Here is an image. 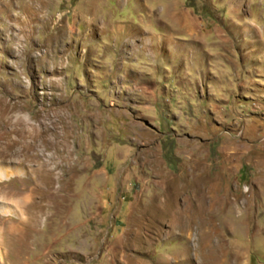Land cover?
Segmentation results:
<instances>
[{"label": "rangeland", "instance_id": "1", "mask_svg": "<svg viewBox=\"0 0 264 264\" xmlns=\"http://www.w3.org/2000/svg\"><path fill=\"white\" fill-rule=\"evenodd\" d=\"M0 167V264H264V0H0Z\"/></svg>", "mask_w": 264, "mask_h": 264}, {"label": "bare ground", "instance_id": "2", "mask_svg": "<svg viewBox=\"0 0 264 264\" xmlns=\"http://www.w3.org/2000/svg\"><path fill=\"white\" fill-rule=\"evenodd\" d=\"M22 121H19V119L17 118L15 121H12L11 123L8 124V127L6 129L7 133L10 134L11 132H19L21 130V124ZM30 136V135H29ZM17 141V142H15ZM8 142H11L12 144H18V139L17 138H10V141L8 139ZM15 142V143H14ZM20 143V142H19ZM18 147V146H17ZM10 148V147H9ZM19 151V149H15V153H17ZM11 168V167H10ZM15 171V169H9L8 168H3V167H0V179L1 178H6L7 176L13 174ZM7 204L8 203H5V202H2L0 205V210L1 211H4V212H10L9 209H7ZM10 205V204H8ZM14 207V206H12ZM14 209V208H13Z\"/></svg>", "mask_w": 264, "mask_h": 264}]
</instances>
